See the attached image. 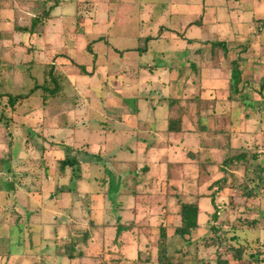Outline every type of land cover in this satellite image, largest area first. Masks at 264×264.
Masks as SVG:
<instances>
[{
    "label": "rangeland",
    "instance_id": "rangeland-1",
    "mask_svg": "<svg viewBox=\"0 0 264 264\" xmlns=\"http://www.w3.org/2000/svg\"><path fill=\"white\" fill-rule=\"evenodd\" d=\"M10 1L0 3V19L3 10L9 11L14 5ZM59 1L61 7L54 17L57 19L48 22L43 18L45 25L37 31L42 50L49 57L48 64L33 65L30 69V63L22 62L23 74L0 78V94L22 97L33 88L16 112L11 113L13 159L6 166H12L13 173L0 179V264H106L108 258L118 264H129L130 259L134 261L137 257L138 261L148 255L151 258L156 243L155 225L160 219L157 217L162 205L160 197L166 190L178 191L174 185L166 184V175L170 169L181 175L179 165L169 169L167 163L184 162L182 176L188 177V182L182 183L187 193L184 198L192 200L196 193H210L208 187L221 177L218 167L225 157L241 151H248V160L227 165L230 172L227 184L232 187L238 184L239 194L243 195L234 197L231 203L228 195L232 192L226 189L217 197V203L219 219L226 222L228 236L239 233L249 246L241 261L234 260L230 252L225 256L227 264H254L248 261L254 254L263 259L264 185L258 184L256 173L257 166H264V109L256 104H243L237 98L229 101L227 76L232 62L239 61L243 73L254 75L253 84L241 88L242 97L250 101L263 99L256 92L260 89L258 79L264 75V31L256 34L255 22L264 18V0ZM32 2L24 4L34 7ZM54 2L47 0V5ZM256 13L260 16H254ZM11 14L7 22L0 21V39L6 38L0 42V71L9 73L17 72L16 57L21 56L22 61L35 57L31 47L37 34L20 37L13 25L15 19L18 21L15 25H28L33 13L26 14L24 20ZM216 40L228 41L226 49L213 47ZM39 59L45 62L44 58ZM193 63L205 68V79L198 77ZM163 96H179L184 100L186 127L190 124L195 127L192 121L196 110L204 116L215 109V115L211 114V122L206 118L202 121L207 127L203 132L192 133L195 138L189 132H185L190 134L188 137L166 134L168 105ZM196 97L197 104L193 100ZM166 141H181L182 153L174 154L173 147H165V160L152 155L150 161L144 160L147 154L142 152L156 144L165 145ZM62 142L72 143L70 146L79 152L83 151L81 145H87L88 155L99 153L101 157L98 162L92 158L93 162L83 163V179L63 187L64 191L61 185L68 182L70 169L63 173L59 169L58 159L65 155L60 149ZM6 149L5 146L3 151ZM186 149L201 151L198 161L205 162L204 169L194 162L187 164ZM83 153L86 150L80 153L82 158ZM138 161L139 171L148 163L153 178L143 179V186L137 188L141 202H134L123 192L134 185L132 162ZM202 171L207 175L202 176ZM10 182L14 185L11 198L12 193L6 191ZM244 188L246 194L251 193L247 198ZM75 192H80L79 197L85 192L91 194L88 205L84 206L80 199L73 200ZM16 196L33 212L26 227L9 224ZM175 200L168 204H174ZM155 202L159 203L154 205L156 210L148 212L152 214L149 222L154 228L145 226L141 230L151 247L137 253V232L128 230L126 236L115 238V227L118 221L129 223L133 213L141 214V204ZM200 207L198 238L202 239L209 233L205 223L211 212L209 199H202ZM143 212L146 218L148 213ZM90 221L103 226L104 234L99 232L92 237L90 247L79 241L83 257L67 260L62 256L60 237L66 238L70 230V236L80 240L76 234L81 235L84 229L92 231ZM54 237L60 242L54 243ZM214 249L197 244L196 259L188 255L184 262L180 257L175 262L215 264Z\"/></svg>",
    "mask_w": 264,
    "mask_h": 264
},
{
    "label": "trees",
    "instance_id": "trees-1",
    "mask_svg": "<svg viewBox=\"0 0 264 264\" xmlns=\"http://www.w3.org/2000/svg\"><path fill=\"white\" fill-rule=\"evenodd\" d=\"M59 4H60L59 0H55V2L51 4V6L47 5V0L41 2L39 1L35 2V5L33 7L34 10L33 17L30 18V23L28 25L22 24L23 26H18V24H16L15 26L16 29L24 34H32L34 32H37L39 30L38 28H40V26L42 25L43 20L48 19L52 9L58 6ZM255 31L256 34L260 33L261 31H264V18L256 19ZM146 40H148V37H146ZM226 43H228V41L226 40L225 41L216 40L212 43V45L213 47L216 48L222 47L225 50ZM242 48L245 49V47ZM201 59L205 60L206 56H201ZM191 65H193L194 68L193 66H190V68H193V70L196 71L195 73L198 72L197 73L198 77L204 79L205 77L204 67H202L201 65H199V67H196L194 63ZM262 67H264V63ZM241 68L242 66L239 63V61L232 62L231 68L227 76L228 91H229V95L227 99L229 101L234 102V99L237 98L238 100L240 99L243 104L249 106H254V104H256L264 109V96L261 93L263 92L262 90L264 89V75H261V77L258 79V82H260V87H259L260 89L258 92H256V94L258 96L263 97V99L260 101L246 100L244 99V97H242L244 93L243 94L241 93L242 92L241 88L253 84L252 80L254 79V75L253 73L250 72L247 73V71L243 73ZM32 89H30V92L32 91ZM28 94L22 95V97H18V96L12 97V96H8V94L6 93L0 94V144L4 142L2 143L3 147H1L0 149V179L1 180L6 179L5 176L7 174L13 173L12 166H8V167L6 166V163L7 162L10 163L13 159L11 153H12V145L14 141V131H12V129L10 128L11 118H12L11 113L15 111L16 107L22 103L23 99L26 98ZM179 95L182 96L180 92ZM3 98H6L7 100L5 102L1 101ZM163 98H167L166 100L168 105V114L166 118V127H165L166 133L203 132L207 127V125H205L207 123H203L202 121L206 118L208 122H211V114L212 117L213 115H215L214 113L215 109H211V112L208 110V112L204 116L199 114L198 110H196V113L194 114L196 118L194 121H192L193 122L192 124H194L195 127H193L191 124L190 126L186 127L185 121L183 120L184 110H185V107L183 105L184 100L179 96L176 98H172L170 96H163ZM193 100H195L194 103L196 104L198 103V97L194 98ZM2 102L3 105H1ZM7 112H9L10 114H7ZM231 114L232 112L229 113V115ZM229 119L231 121L230 124H232L234 121L233 114L230 116ZM63 144L61 148L60 146H57L60 149L63 148V152H65L64 153L65 155L62 158L58 159L60 161L59 169L60 172L62 173L65 172L67 168L70 169V177L68 178V182L65 185L63 184L61 185L62 186L61 191H64L65 186L67 187L69 184L70 186L72 184L74 185L76 181L83 179V173H82L83 163L93 162L92 158H94L95 159L94 161L97 162L99 161V159H101L99 155H94L93 153L91 155H88L87 150L86 153H83L85 157L82 158L80 156V153L82 154V152H84L85 149L82 148L83 151L79 152L75 150L72 146H70V144H66V143ZM5 146L7 147V149L3 151V148ZM41 148L43 151L45 150L44 149L45 147H41ZM79 150H81V148ZM247 152L248 151H241V153H237V154L234 153L233 155L229 154L228 156H226L227 155L226 154L225 155L226 157L222 162L223 165H221V167L220 166L218 167V170H220L222 173L221 177L213 181L208 187V189H210L211 192L196 193L194 195L195 199L192 200H187L184 198L185 194L187 193L184 191V188H182L183 186L182 183L184 182L180 173L179 172H178L179 174L176 173L177 175L176 176L175 173L173 172V169H170L178 164L169 163L168 167L170 170L166 175L165 182L166 184H169V187L171 185L177 187L178 191H175L173 190V188H170L171 190H173V192L166 190L165 193L160 197V199L162 200L161 201L162 205L159 214L157 215V217L160 218L159 222L157 225H155L157 233L155 235L156 243L154 245L155 249L152 256L153 258L152 257L150 258V255H148V257H146L142 261H138L137 260L138 257L134 261H132V259L130 258H126L127 261H129L130 259L129 264H144V261L146 262V264H151V261H154L152 264H180V262H175V258L177 259L180 257V259H182L183 261L186 258H188L189 255L194 259H196L197 244L198 246L205 247L206 249L215 248L212 256V259L215 260V264H227V257L225 256L227 252L231 253V256L234 260L241 261L243 253L249 245L245 243V240L242 239L239 233L238 234L233 233L232 235L228 236L227 234L228 231L224 227L226 225V222L224 220L219 219L220 206L217 203V197L219 196V194L225 192L226 189L232 192L230 195H228V198L230 199L231 203L234 197L236 196L240 197L243 195V194L241 195L239 194L241 190L240 191L238 190L239 189L238 184H234L233 187L232 185L227 184L228 182L227 175L229 176L230 173L228 171L229 169L227 168V165L246 163L248 160L246 154ZM86 156L88 158H86ZM186 157H188V159L191 160L190 162L196 163L200 169L205 168V162L198 161L199 157H201L200 150L197 151L187 150ZM252 157L255 158L256 155L254 154L252 155ZM138 163L139 161L137 163L132 162L133 169L135 170L134 173H132L135 185L132 187V189L125 188L126 191L123 192L127 194H132L135 202H141L139 201L140 199L138 198L139 194L141 193L135 188L136 185L145 182V180L148 178L150 179L153 178V175L148 172L149 169L147 165L143 164V169L139 171V169L137 168ZM257 168L258 169L256 173V179L258 181V184L264 185V174H263L264 166L259 165L257 166ZM202 173H203L202 176L207 175V173L204 171H202ZM178 185H180V188H178ZM8 186L9 188L7 187L6 191L12 193L9 196V198H11L14 193V185L12 182H10L8 183ZM245 188H244V196L247 198L248 196L251 195V193L248 192V194H246ZM79 193L80 192L73 193L76 195V198H73V200L80 199L84 203V206L85 204L88 205L89 201H91V194L85 192V194L82 197H79L80 196ZM203 198H208L211 205V212L210 213L208 212L209 216L205 222L206 226L208 227L209 233L203 235L202 239H199L198 232L201 227V223L199 222V215L201 213L199 200ZM13 199L14 202L12 205V209L14 210V214L11 216L9 224L18 228L22 227L23 225L25 227L28 226L30 222V216L33 214V212L30 210V208H28L29 206L24 207L23 204L20 203L17 196L14 197ZM174 199H176L174 204L173 203L168 204L171 203ZM144 204L148 206V210H147L148 213L151 212L152 210H156L157 207L155 208V206H158L159 203L155 202L150 205H148L147 203ZM244 204H247L246 201ZM151 215H152L151 213L150 214L148 213L146 218L143 217V219L137 221L136 223H134V221H131L127 224H124L118 221V224L115 227V235H116L115 238L122 235L124 232H129L130 230L132 231L134 230L135 232H137L136 234L139 235L137 244L135 245L137 248V253H140L142 250H147L151 246L147 240V237L146 236H145L146 238L144 237L145 235L144 232L141 230L145 226H148L150 229L154 228L149 222V216ZM172 217H173V221L171 220ZM90 226H92V231L90 229H89L90 231L88 229H84L81 235L76 234V236H78L80 240L76 239L73 235L70 236V230L66 238L60 237V239H63L60 246L63 247L62 256L64 258L70 261L77 259L79 257L80 258L83 257L82 251L78 248L79 241L82 242V246H87V247L92 246L89 244L93 243L91 238L95 236L96 231L94 228H97V225L93 221H90ZM237 230L238 229H236V232ZM75 232H79V229H76ZM195 238L197 239L195 240ZM60 239H58V237H54L53 241H55L54 243L57 242L59 243ZM139 243H141L142 247L139 245ZM53 249L54 248H52V250ZM42 254H48V253L44 252ZM9 256L10 253H8L6 258L8 259ZM254 256L255 254L252 256V258H254L253 260L252 258L251 260H248L249 263H252L253 261L254 264H264V257L263 259H259ZM6 258L5 261H7ZM104 263L118 264V261L113 258L112 259L108 258L107 260L104 261ZM201 263L202 262H200V264Z\"/></svg>",
    "mask_w": 264,
    "mask_h": 264
},
{
    "label": "crops",
    "instance_id": "crops-1",
    "mask_svg": "<svg viewBox=\"0 0 264 264\" xmlns=\"http://www.w3.org/2000/svg\"><path fill=\"white\" fill-rule=\"evenodd\" d=\"M7 0H1V2L0 3H5ZM26 1H29V0H11L10 2L12 3V2H14V5L11 7V8H9V11L7 10V9H4L3 10V16H1L2 17V19H0V21L2 22V23H5V22H7L8 21V14H10V13H12L11 15H17V17L19 18V19H21V20H24V18L26 17V14H32L33 12H34V10H33V7H31V6H29V5H27L28 7H26L25 6V2ZM41 2V1H45V0H33V4H35V2ZM70 1H73V0H70ZM23 3V4H22ZM22 4V5H21ZM1 6V5H0ZM22 6H24L23 8H22ZM61 6H56V7H54L53 9H52V11H51V13H50V16H49V18H48V22L49 21H51V20H56V19H54V17H56L57 15L55 14V12H56V10H59V8H60ZM13 8H14V10H13ZM28 8V9H27ZM31 12V13H30ZM21 15V16H20ZM55 15V16H54ZM254 16H260V15H258L257 13L256 14H254ZM5 21V22H4ZM18 21L15 19V21H14V26H16L15 25V23H17ZM44 22V21H43ZM45 23V22H44ZM45 25V24H44ZM43 23H42V25H41V27H40V30H42L43 29ZM75 26H77L76 24H74ZM16 28V27H15ZM2 33H4L3 31H1ZM19 32V31H18ZM7 33H10V31H8ZM21 33V32H20ZM37 32H34V33H32V34H36ZM32 34H24V33H21L20 34V37H22V36H24V35H27V37H29V35L30 36H32ZM42 34V33H41ZM39 35V33H37L36 35H35V44L33 45V47H31V48H33L34 49V56L35 57H30V59H23V61H22V57L21 56H19V58L18 57H16L15 59H16V67H17V72L16 71H11L10 73H9V71L7 72V70H2V71H0V78L2 79L3 78V76L5 77V76H17V75H19V74H23V72L20 70L21 68H22V66L23 65H25V64H27V63H30V69L31 68H33V65H35V66H37V65H43V64H48V61H50V60H48V58L49 57H47L46 55H45V51L44 50H42V44L41 43H39V42H41V40H40V35ZM38 36V37H37ZM31 38V37H30ZM39 40V41H38ZM3 42V41H6V38H3L2 37V39H0V42ZM22 41V40H21ZM20 41V44L22 43ZM24 43H25V41H24ZM11 45V44H10ZM13 52V51H12ZM44 53V54H43ZM42 55V56H41ZM47 57V58H46ZM39 58H44L45 59V62H43V63H41V61H40V59ZM4 61V60H3ZM5 62V61H4ZM24 63L23 65L21 64V63ZM52 63H54V62H52ZM140 66H141V64H140ZM44 67V66H43ZM40 68V67H39ZM39 68H38V71H39ZM42 68V67H41ZM205 69V68H204ZM24 74H26V71H24ZM208 78V77H207ZM205 79V78H204ZM166 114H168V111H167V113ZM166 118H167V115H166ZM165 118V119H166ZM52 121V120H51ZM52 125V124H51ZM165 127H166V125H165ZM165 129V128H164ZM166 133V132H165ZM169 133V132H168ZM168 133H166V134H168ZM169 134H171V133H169ZM174 134V133H173ZM175 134H179V136H181V135H183L184 134V137L185 136H187L188 137V135L190 136V134H191V136L192 137H194L195 138V135L194 134H192V133H190V134H185V132L184 133H175ZM197 135V134H196ZM73 139V138H72ZM45 141V140H44ZM159 143V142H158ZM181 141H166V144L165 145H161L160 146V144H156V145H153V147L151 148V149H149V148H147L145 151H144V153L142 152V154L143 155H145V154H147L143 159L144 160H146L147 162H148V160L150 159V156L149 155H152L153 157H157V158H159V159H161V160H165L166 159V155L164 156V154H165V147L166 148H172L173 147V153L175 154L176 152H180V153H182L181 152V150H180V147H181ZM72 143H70V145H71ZM82 146V148L83 149H85V150H87L88 149V147L89 146H87V145H81ZM182 148V147H181ZM0 149H1V144H0ZM187 150H190V149H186L185 150V155H186V152H187ZM199 150V149H198ZM97 155H99V153L97 154ZM188 159V158H187ZM150 161V160H149ZM191 160L190 159H188V165L190 166L191 164V162H190ZM140 162V161H139ZM169 163H177V162H174V161H172V162H168L167 164H169ZM148 163H146V165H147ZM166 164V165H167ZM178 165H179V168H181L180 170H181V177L183 178V182H188V177H184V175L182 176V172L185 170V164H184V162H183V164L182 163H177ZM148 166V165H147ZM168 166V165H167ZM148 172H149V170H148ZM150 173V172H149ZM151 174V173H150ZM189 180H191V179H189ZM143 183H140V184H137L136 185V189L137 188H139V186L140 185H142ZM135 185V184H134ZM133 185V186H134ZM143 186V185H142ZM129 196L130 197H132L133 198V196H132V194H129ZM204 199V198H203ZM133 200H134V198H133ZM202 200V199H201ZM201 200H199V205L201 204ZM134 202H135V200H134ZM139 209L140 210H143V211H145L146 210V212H147V210H148V206H146V205H144V204H141V206L139 207ZM141 212V214H139V213H133V217L130 219V222L131 221H134V223H136L137 221H140L141 219H143V214H144V212ZM200 211H201V207H200ZM139 216V217H138ZM135 217H136V219H135ZM139 219V220H138ZM95 224L97 223V222H94ZM125 224V223H124ZM96 225H100L99 223L98 224H96ZM98 228V229H97ZM97 228H94L95 229V236H97V235H99V232H101V233H103L104 234V232H105V228H103V227H101V226H97ZM98 231V232H97ZM132 230H130V232H131ZM128 233L127 232H124L121 236L123 237L124 235L126 236ZM95 236H93V237H95ZM93 246V245H92Z\"/></svg>",
    "mask_w": 264,
    "mask_h": 264
}]
</instances>
